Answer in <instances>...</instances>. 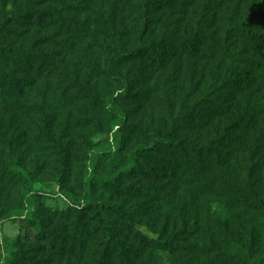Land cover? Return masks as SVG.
<instances>
[{"label": "rangeland", "instance_id": "1", "mask_svg": "<svg viewBox=\"0 0 264 264\" xmlns=\"http://www.w3.org/2000/svg\"><path fill=\"white\" fill-rule=\"evenodd\" d=\"M123 4L121 0H0V18L21 15L18 23L11 24L18 32L17 40L30 43L35 50L53 52L62 65L57 71L28 68L26 82L19 81L24 95L17 96L12 87L18 75L9 74L10 63H0V141L10 145L22 165L37 168L42 179L31 194L21 196L0 156V204L20 203L25 209L21 217L0 216V260L7 254L6 238H18L24 250L36 260L42 258L33 251L39 245L30 221L33 216L47 220L55 229L68 228V235L73 233L71 216L68 221L55 216L71 206L53 182L59 145H63L70 159L66 188L82 195L90 181L94 202L109 222L117 225L109 205L136 206L137 230L156 238L158 232L167 234L179 228L180 214L200 219L198 229L187 223L188 233L181 234L182 252L154 250L145 256L148 264H249L248 253L264 252V210L246 212L234 200L252 163L258 164L253 177L258 178L264 198V44L250 42L244 47L245 63L239 71L250 79L248 88L234 93L217 90L218 84L211 86L213 79L228 65L220 54L213 58L202 53L183 56L162 70L143 60L116 59L121 49L129 51L136 44L132 33L135 3ZM260 4L261 0H219L217 16L244 13L248 7L259 14ZM198 5L178 3L159 11L148 39H162L166 31L178 38L194 37L202 24L201 12L208 17L213 13L212 5L206 12ZM207 28V32L216 31L214 25ZM108 98L125 112L122 125H115L118 112L107 105ZM193 102L218 103L222 115L207 127L186 128L178 117L190 112ZM228 126L240 145L218 140ZM116 130L122 132L123 147L113 146L107 156L96 154ZM170 131L182 138L189 136L199 148L213 146L220 159L202 155L188 166L178 151H151L156 174L148 182L154 189L151 196L159 203L157 210L125 191V183L115 189L103 182L105 174L126 163L133 144ZM226 218L231 225L221 235L219 223ZM247 234L257 239L256 248H250ZM89 239L94 254L99 250V233L92 231Z\"/></svg>", "mask_w": 264, "mask_h": 264}, {"label": "trees", "instance_id": "2", "mask_svg": "<svg viewBox=\"0 0 264 264\" xmlns=\"http://www.w3.org/2000/svg\"><path fill=\"white\" fill-rule=\"evenodd\" d=\"M124 4L133 1L137 13L135 23L132 26V33L135 38V46L129 51L121 49L114 55L116 59L121 57L132 60H143L149 62V65L156 70H162L170 63L176 62L183 56L193 57L194 55L203 54L205 57L213 58L217 54L221 55L223 63H228L226 68L218 72L213 79L211 86L218 84V89L227 90L229 93L239 92L238 89L249 87L250 79L242 76L239 67L245 63L244 47L250 42H259L264 44V0H261L260 13L251 10V7L244 13L231 14L229 16H217L219 11V0H121ZM174 2V3H173ZM31 3H33L31 1ZM184 7L198 3L199 9L204 12L210 5L213 6L211 16H206L203 12L200 14V26L194 37L185 36L178 38L174 33L166 31L167 35L162 39L149 40L150 29L153 28L158 18L155 14L166 8L178 5ZM123 4V5H124ZM21 16L18 13H11L5 18H0V63H10L12 69L9 74L18 75V82L12 87V93L23 96V87L20 82H26L25 76L29 73L28 68L38 69L47 68L48 70L57 71L62 65L51 51L35 50L30 43L24 44L19 42L18 32L11 29V24L18 23L17 19ZM219 17V18H218ZM32 16H27L30 20ZM210 19V21H209ZM22 22L21 23H26ZM209 23V24H208ZM210 25L216 26L215 32H207L205 28ZM207 28V29H208ZM119 36V33H115ZM21 77V78H20ZM28 90V89H26ZM121 96L125 93L120 92ZM107 105L118 112L115 125H122L125 119V112L117 107L112 98L106 100ZM212 105V104H210ZM205 103L193 102L192 110L181 114L178 118L186 128H204L211 122L222 115L221 106L218 103L210 106ZM232 126L218 134V140H227L230 144L240 145L238 139L233 136L234 129ZM121 130L113 133L111 141L95 150L96 154L107 156L112 153L113 146L123 147ZM189 136L180 137L177 131L159 136H151L146 141L133 144L127 156L125 164H118L114 169L102 177L104 183L117 189L121 183H125L126 190L133 196L147 200L154 210L159 208L156 198L151 196L153 187L149 184L148 179H152L156 170L152 166L151 151L166 152L178 151L181 153L184 163L189 166L194 160L205 157L220 159V154L213 146L199 148L195 141L189 139ZM4 143V144H3ZM59 163L55 168L53 182L70 203L64 212L55 213L57 218H63L68 221V217L75 220V226L72 234L68 235V228H57L47 225V220L41 217L33 216L30 221L37 233L36 240L38 246L34 248V255L41 254L42 258L36 260L33 254L24 250L23 243L18 238H6L7 254L0 260V264H38V261H49V264H148L145 256L154 250H165L169 253L182 252L181 236L188 233L187 223H191L195 229L201 227L202 222L196 216L191 219L186 215L180 214L182 219L179 228H174L170 233L158 232L156 238L148 237L137 230L135 216L139 208L132 206L124 208L122 205H109L110 210L115 216V223L109 222L99 211L98 203L95 204L92 195V184L86 183L84 194L78 195L66 188V180L69 168L68 148L59 145ZM0 156L5 162L4 170L10 175L9 180L18 184V193L21 196L31 194L33 187L41 183L39 171L37 168H27L22 165L10 145L5 140L0 141ZM255 152H252L253 155ZM5 158V159H4ZM197 158V159H196ZM252 158V157H251ZM250 158V159H251ZM7 159V160H6ZM254 160V159H253ZM171 171L170 166L166 169ZM259 170L257 163H252L247 170L246 175L241 179L242 188L239 195L234 201L238 203L246 212H261L264 210V198L258 189V178L253 177ZM237 180V179H236ZM238 182V181H237ZM236 182V183H237ZM238 193V192H237ZM234 199V198H233ZM25 209L18 204H0V216L4 218H16L23 216ZM169 213H167L168 215ZM170 216V215H169ZM221 235L223 231L230 228L228 218L220 223ZM99 233V250L91 254L92 244L89 239L91 232ZM221 231V232H220ZM251 247H257V239H253L247 234ZM137 246V249H135ZM249 264H262L264 261V252L253 256L248 253Z\"/></svg>", "mask_w": 264, "mask_h": 264}]
</instances>
